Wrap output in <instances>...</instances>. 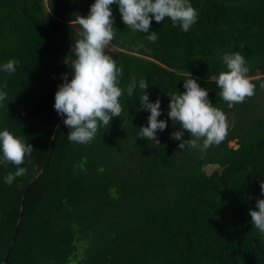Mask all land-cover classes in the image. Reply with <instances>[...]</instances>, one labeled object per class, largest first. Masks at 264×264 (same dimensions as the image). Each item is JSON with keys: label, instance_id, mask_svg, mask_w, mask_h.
Masks as SVG:
<instances>
[{"label": "trees", "instance_id": "1", "mask_svg": "<svg viewBox=\"0 0 264 264\" xmlns=\"http://www.w3.org/2000/svg\"><path fill=\"white\" fill-rule=\"evenodd\" d=\"M94 2L0 0V65L19 61L14 73L0 71V131L34 148L11 186L4 177L17 166L0 165V264L7 255L5 264H264V234L249 215L264 199V0H189L196 23L183 32L153 18L154 43L111 5L105 54L123 69V110L79 144L68 140L54 103L62 76L72 78L64 61L76 58L71 49L82 38L71 21ZM237 52L255 94L229 106L210 77L227 71L223 55ZM189 73L227 116L225 139L204 152L180 150L170 138L180 126L168 116L167 94L184 93ZM132 76L146 80L150 102H161L158 120L168 127L157 132L160 145L138 138L150 112L139 100L145 90L127 95Z\"/></svg>", "mask_w": 264, "mask_h": 264}, {"label": "clouds", "instance_id": "2", "mask_svg": "<svg viewBox=\"0 0 264 264\" xmlns=\"http://www.w3.org/2000/svg\"><path fill=\"white\" fill-rule=\"evenodd\" d=\"M118 4L122 21L133 32L146 34L149 42H156L158 34L151 32L150 25L154 18L162 23L170 18L173 26L177 24L183 32H188L197 21V10L189 0H95L90 6L87 17L79 15L71 24L78 25L82 30V38L74 41L71 53L75 59L64 62L72 69L71 80L68 75L62 76L64 83L58 86L55 94L54 109L64 119V124L70 129L67 138L71 142L87 144L97 134L100 126H109L113 117H120L122 106L120 97L122 89L118 87V77L123 75V69L117 68L116 61L105 54L114 39V20L111 5ZM143 47V44L140 45ZM243 47V45H241ZM222 60L227 71L218 76H211L220 89V98L232 106L245 102L255 94V85L247 76L245 58L240 53H226ZM19 64L17 60H9L0 65V71L12 74ZM190 74V73H189ZM184 93H169L168 116L173 126L179 125L180 130L171 134V139L181 141L180 150L197 149L204 152L213 145H219L226 137L228 123L226 114L213 106L207 90L190 74L184 80ZM264 86V85H262ZM4 87H7L5 84ZM145 90L140 97L142 110L150 112L148 126L138 130V138L152 141L160 145L157 132H163L168 127L167 121L158 120L162 115L161 102H150L147 94L148 84L145 79L137 81L135 76L127 85V95L131 97L136 88ZM7 98V93L0 91V107ZM185 132L190 138L183 139ZM33 146L15 137L9 130L0 131V165H15L16 171L4 177V182L11 186L17 177L26 174L27 168L19 167L25 163V158L31 157ZM28 163H32L31 159ZM261 194L264 195V180L260 182ZM257 210L249 209L251 223L260 233L264 234V199H257Z\"/></svg>", "mask_w": 264, "mask_h": 264}, {"label": "rangeland", "instance_id": "3", "mask_svg": "<svg viewBox=\"0 0 264 264\" xmlns=\"http://www.w3.org/2000/svg\"><path fill=\"white\" fill-rule=\"evenodd\" d=\"M259 101L261 102V104L264 107V86H262V88H261ZM230 145H234V143L232 142ZM215 168H216L215 166H207L205 168V170L207 173H211Z\"/></svg>", "mask_w": 264, "mask_h": 264}, {"label": "water", "instance_id": "4", "mask_svg": "<svg viewBox=\"0 0 264 264\" xmlns=\"http://www.w3.org/2000/svg\"><path fill=\"white\" fill-rule=\"evenodd\" d=\"M236 148H238V147H236ZM22 206H23V204H22ZM21 213H22V211H21ZM21 213H20V216H21ZM19 222H20V218H19ZM17 231H18V226H17L16 232H15V237L17 235ZM15 237H14V240H15ZM8 254H9V252H8ZM7 259H8V255L6 256L3 264H5L7 262Z\"/></svg>", "mask_w": 264, "mask_h": 264}]
</instances>
